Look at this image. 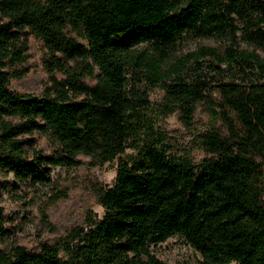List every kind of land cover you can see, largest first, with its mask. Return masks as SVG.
I'll use <instances>...</instances> for the list:
<instances>
[{"label": "trees", "instance_id": "1", "mask_svg": "<svg viewBox=\"0 0 264 264\" xmlns=\"http://www.w3.org/2000/svg\"><path fill=\"white\" fill-rule=\"evenodd\" d=\"M189 37L228 45L178 54ZM238 37L264 47V0H0V170L47 184L79 156L117 160L110 184H92L103 215L37 249L4 244L0 207V264H167L153 246L173 236L202 264H264V57ZM31 38L51 83L40 93L11 85ZM154 86L167 102L150 115ZM202 103L196 159L159 119L176 111L193 131Z\"/></svg>", "mask_w": 264, "mask_h": 264}, {"label": "rangeland", "instance_id": "2", "mask_svg": "<svg viewBox=\"0 0 264 264\" xmlns=\"http://www.w3.org/2000/svg\"><path fill=\"white\" fill-rule=\"evenodd\" d=\"M200 45L224 49L228 41L189 37L176 46V51L178 54H185ZM233 47L255 50L264 57V47L255 48L240 37ZM29 54L28 72L21 78L11 79V85L20 92L40 93L50 87L51 83L43 65V47L33 38ZM165 102L167 100L163 89L159 86L152 87L147 113L156 114ZM177 116L176 111L161 116V127L175 140L189 143L194 158L202 157L201 144L192 132L210 126L207 106L204 103L198 106L193 131L188 130ZM217 126L222 125L217 123ZM33 137L37 146L46 151L50 143L46 137L38 133L33 134ZM78 158L80 161L77 165L54 167L51 182L47 184L19 181L12 173L0 170V207L5 214L6 226L11 231L10 238L4 243L7 247L21 244L28 249H37L41 242H52L72 226L81 224L90 211L99 217L103 215L104 209L96 203L92 184L95 180L104 185L110 184L116 175L117 160L100 163L92 156ZM153 251L167 264H202L201 255L179 236L153 246Z\"/></svg>", "mask_w": 264, "mask_h": 264}]
</instances>
